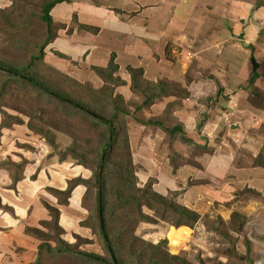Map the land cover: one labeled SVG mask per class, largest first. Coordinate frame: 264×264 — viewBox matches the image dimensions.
<instances>
[{
	"label": "rangeland",
	"instance_id": "374dc122",
	"mask_svg": "<svg viewBox=\"0 0 264 264\" xmlns=\"http://www.w3.org/2000/svg\"><path fill=\"white\" fill-rule=\"evenodd\" d=\"M28 1L30 3L28 8L22 6L21 3L18 4L17 9L12 12L11 21L18 24L24 23L27 19L26 12H31L30 9H33V12L38 9V1ZM110 1L96 0L97 3L92 4L99 6ZM83 2L89 10L91 3L84 0ZM234 2L239 4V10L242 13L247 11L246 8L250 11L248 13L250 19L244 20L247 25L239 35L244 39L239 37L238 52L233 50L230 43L226 47L223 46L228 56L232 53L239 54L231 56L232 69L229 73H233L235 77L227 76L228 79L217 80L211 69L203 68V76H205L203 79L166 81L168 89L174 93L171 96L173 98L158 99L164 102L165 112L160 118L166 121L165 126L168 128L176 124L182 125L181 120L174 115V106L185 100L191 102L190 110L195 111V114H192V118L182 126L186 137L195 141L199 146L204 145L206 149L201 150L198 146L186 145L178 138L175 142L180 144L182 152L173 148L169 138L164 140L158 137L157 145L152 144L151 138L162 129L152 126L138 129V126H149L146 122L150 119H158L153 116L156 110L153 112L152 106H146L140 110L142 98L132 91L134 80L130 67L115 74V77H119L118 79L124 81L125 85L122 88L115 86L114 95H122L126 108L131 112L128 121L135 123L132 128L127 127V130L133 160L132 175H134L133 180L139 192L135 193L130 189V194L133 197H139L143 202L147 193H155L199 215L198 222L192 227L179 228L173 225L174 217L171 213L164 214L167 218H162L163 207L155 210L143 205L142 212L150 220L139 223L136 222L135 216H132L134 207L122 213H116L113 217L115 222L110 227L111 238L124 260L135 262L139 257L144 263L149 255H146L148 245H154L161 247V251L157 253L160 258L162 256L161 260L166 259V255L169 258L170 255V257H181L191 264H264V166L256 162H264V39L257 41L259 30L264 29V0H236ZM11 3V0H0V60L14 61L19 65L26 64L27 55L11 48L12 35L7 33L11 29L6 25L1 12L5 8L8 11L7 7ZM117 6H123L122 0H112V3L105 6L101 12H107ZM259 11L262 12L260 19L263 24L254 23L250 27L249 21L253 19L255 12ZM2 31L6 34L3 35ZM44 31L43 23L35 20L32 26L22 31V34L20 33L19 37L25 43H37ZM260 32L259 36L263 37L264 30ZM245 34L247 40H256L254 54L260 65L261 78L252 86H249L248 82L254 71L252 56L246 59L245 51L252 53L254 46H245ZM182 40L171 43L170 47L173 48H168L167 55L169 61L177 60L172 57L187 48L183 45L186 40L183 38ZM80 46L82 45H75V47ZM54 48L65 51V54L71 58L65 61L55 59L52 65L56 68L50 66L51 61L46 62L52 69L50 71V68H45L43 74L57 80L51 81L53 88L60 87L59 90H64L69 94L71 90L78 89L81 96L83 90L88 92L90 88H93L100 91L106 88L104 87L105 82L95 71L96 67H92L94 64L91 61L90 52L83 48H81L82 51L74 49L69 43L59 42ZM172 49L175 51L174 54L170 52ZM68 63L72 66L76 64L75 74L72 73V75L70 72L73 68L66 69ZM62 65L65 67L63 70ZM69 72L72 76L69 78L76 79L75 81L82 83L84 87L74 88L66 83L64 77H68ZM192 81H194L193 89H191ZM150 82L158 84L156 81ZM180 89H183L182 92ZM25 90L13 86L4 101V106L0 108V145L2 146L0 153L6 148V151L0 154L4 158L3 163H0V168L19 180L29 177L33 182L41 176L43 181L40 182L41 186L38 190L44 189L48 195L54 196L52 198L57 197L59 204L63 199L55 196L54 191H61L59 189L61 187L66 190L75 179L83 180L92 177V171L79 165L78 161L72 157L66 158L67 150L71 148L73 140L84 151L93 149V143L98 141L97 136L90 131L89 125L82 121L79 123V118L70 122L55 116V105L49 104L45 98H36L29 91L26 97L22 96L20 92L25 93ZM186 96H188L186 99L175 102L179 97ZM3 112L11 116L7 120L21 118L24 124L1 125ZM29 122L34 127L53 131L55 136L51 139L54 143L50 144L45 136L32 132L28 127ZM200 125H202L201 129H199ZM13 128L16 129L13 132L15 134L12 133ZM162 132L166 137L167 134L163 130ZM5 139L11 142V145L7 144L8 141ZM161 148L169 152L167 153L165 149L160 150ZM150 150L163 151L161 152L162 162H155L153 158L151 159L147 153ZM170 158L174 160L175 168L171 166ZM124 173L119 177H115L112 173L111 178L121 180ZM47 185L55 188H49ZM74 190L67 204H60L64 215L61 237L80 251L101 254L107 258L104 244L93 228L97 223V216L94 212L95 203L90 200L88 201L89 209L83 207L85 196L87 199L91 197L88 189L80 185ZM42 204L47 212H50L48 209V205H51L50 199L42 196ZM84 222L90 227L83 226ZM43 228L44 231H48L47 233H54L46 225ZM50 263L58 264L55 261H49L48 264ZM59 264H78V260L74 257H67L64 263Z\"/></svg>",
	"mask_w": 264,
	"mask_h": 264
},
{
	"label": "crops",
	"instance_id": "0c3cea01",
	"mask_svg": "<svg viewBox=\"0 0 264 264\" xmlns=\"http://www.w3.org/2000/svg\"><path fill=\"white\" fill-rule=\"evenodd\" d=\"M84 1L91 3L89 10L86 9L83 0H70V2L60 4L52 10L51 14L55 21L63 26L58 38L45 52V62L51 61L50 66L54 67L52 62L55 59L65 61L71 58L65 54V51L54 48L60 42L61 44L69 43L72 48L80 49L79 51H82L81 48H83L90 52L94 68L108 66L110 59L115 55V63L119 66L118 72L127 70L128 67L141 68L146 80L157 83L158 81L200 80L205 78L203 68L211 69L217 80L235 77L233 73H229V70L232 69L231 56L238 53H232L229 57L227 51L225 52V47L230 43L233 50L238 52L240 48L237 45L239 35L247 25L244 20H248L250 17L248 8L242 13L239 10V4L234 2L236 0H179V2L177 0H122L123 6L114 7L107 12H101V10L112 3V0L105 5L98 4L99 6L92 4L97 3L96 0ZM182 5L184 7H181ZM260 13L262 12H255L253 19L249 21L250 27L254 23L256 25L263 24ZM84 26L88 28L86 29ZM93 27H95L94 31L91 30ZM262 30L264 29H260L258 32L257 41L264 39V35L263 37L259 36ZM262 33L264 34V32ZM182 38L186 40L183 45L187 48L181 50L175 57H172L170 53L171 57L177 60L169 61L168 48H173L170 47L171 43L181 41ZM245 39V46L252 45L255 48V39L247 40L246 34ZM75 45L82 46L75 47ZM56 52L66 57L60 58L55 54ZM170 52L174 54L175 51L172 49ZM245 52L246 59H249L251 53L249 54L248 50ZM73 65L68 63L66 67L67 70L68 67L73 68L70 70L71 74L76 73L74 72V69L77 68L76 64ZM61 67L62 70L65 69L63 65ZM70 72L69 76H71ZM193 83L194 81L192 84L189 83L191 89H193ZM118 88H122V86ZM187 97H179L175 102L182 101ZM160 101L157 100L152 104L153 112L156 110L153 116L158 118L165 112L164 102ZM191 106L189 100L174 106V115L181 120L182 125H186L187 120L192 118L191 115L195 114V111L190 110ZM134 124L128 121L130 128ZM139 127L150 126H138V129ZM15 130L13 128L12 133ZM21 132L24 133L22 129ZM158 137L164 140L168 139L167 135L165 137L162 130H159L157 135L153 138L150 137L155 146ZM5 141L8 140L5 139ZM7 144L11 145V142L8 141ZM172 144L176 151L182 152L180 144L175 141ZM3 151H6V148ZM165 151L169 152L166 149ZM161 152L163 151L150 150L147 153L155 162H162ZM3 161L4 158L0 155V163L2 164ZM40 177L33 182L27 177L17 180L15 183L14 177L0 168V202H2L0 204V264H34L38 259L42 240L29 233L27 229L36 228L41 232H48L44 231L45 224L43 222H50L52 215L43 207L42 196L50 199V206L61 212L59 223L63 226L64 215L61 205L58 204V198H52L54 196L48 195L44 189L38 190L41 186L40 182L43 181ZM35 186H37L36 189ZM48 187L55 188L52 185ZM79 187H76L75 190ZM59 189L65 190L63 187ZM52 245L55 244L52 243Z\"/></svg>",
	"mask_w": 264,
	"mask_h": 264
},
{
	"label": "trees",
	"instance_id": "16d2710c",
	"mask_svg": "<svg viewBox=\"0 0 264 264\" xmlns=\"http://www.w3.org/2000/svg\"><path fill=\"white\" fill-rule=\"evenodd\" d=\"M11 2V5L7 7L8 11H6L5 8L1 10V12L3 13L6 25L11 29V31L7 32L12 35L11 48L14 51L27 55V62L26 64L19 65V63L14 61L6 59H4L5 61L0 60V108L4 106V101L13 86L20 87L21 89L24 88L26 89L25 93L24 91L20 92L22 96L26 97L29 91V93L34 94L36 98H45L49 104L52 103L55 105V116L64 118L70 122L79 118V123L82 121L89 125L90 131H93L98 140L93 143L94 148L88 149L87 151H84L83 148L81 149L73 140L71 148L66 152V158L70 156L78 161L79 165L92 171V177L83 180L75 179L65 191L57 190L54 191L53 194L62 197L63 200L59 204H67L72 191L77 186L83 185L88 189L91 197L87 199L85 196L83 199V207L89 209L88 206H90V204L88 201L90 200L95 203L94 212L97 216V223L93 228L99 236L100 241L104 244V250L108 255L107 258L101 254L80 251V249H76L65 242L61 237L63 231H61L62 227L59 223L61 212L57 208L48 205L52 220L45 223V225L48 228L50 227L54 233H45L38 229H28L29 233L34 234L42 240V244L39 247V257L34 264H48L49 261H55L58 264L64 263L67 257L76 258L78 264H191L178 256L170 257L169 255L168 258L166 255V259L161 260L162 256L160 258V255L157 254L161 251V247L154 245H148V252L146 255H149L146 257L144 263L139 257L136 258L135 262L124 260V258L119 255L112 241L110 227L112 223L115 222L113 220L114 215L129 210L132 207H134L132 216H135L137 223L150 220V218L142 212L143 205L154 208L155 210H159L158 207H163L162 218H167V215L164 214L171 213L172 217H174L173 225L175 227H192L199 220L198 213L174 201H169L158 194L147 193L143 202L140 201L139 197H133V195L130 194V189L134 190L135 193L139 192L133 180L134 175H132L133 160L130 152L129 131L127 130V127H129L127 126L128 117L131 115V112L126 108L122 95H114L116 90L115 86L125 85L124 81H120L118 79L119 77H115V74L119 70V66L114 62L115 55L110 59L108 66L103 68L96 67L95 69L98 76L105 82L106 85L104 87L106 88L100 91L93 88H90L88 92H84L83 90V92L87 94L80 91L82 92V96L81 93L78 92V89H75V91L70 89L71 94H69L64 90H59L60 87L53 88L52 86L54 85L51 81L57 80L51 78L47 74H43L45 68H50V71L53 68L46 64L45 52L58 38L63 25L55 21L51 12L56 6L68 3L70 0H35L39 6L38 9L34 10V12L33 9H30L31 12H26V21L19 24L10 20L13 19V16H11L13 10L17 9L19 3L25 8H28L30 3L28 0H11ZM35 20L43 23L45 31L39 42L25 43L19 36L22 34V31L32 26ZM84 28L87 29L88 27L84 26ZM91 30L94 31L95 27ZM4 33L5 32L2 34L4 35ZM55 54L60 58L66 57L58 52ZM251 56L254 71L248 81L249 86L254 85L261 78V73L259 71L260 65L254 54V47ZM130 70L134 80L132 91L142 98V107L140 110H142L143 107L152 106V104L160 98H169L173 96L174 93L168 89V83H166V81H159L158 84H153L143 77V69L130 67ZM67 76L66 78L64 77V81L69 85H72L74 88L84 87L82 83L75 81L76 79L73 80L74 78L71 79V76ZM180 91L182 92V89H180ZM176 94L178 96V93ZM171 105L173 104L171 103ZM10 117L11 116L6 112H3L1 125L13 126L24 124L21 118L11 119L10 121L7 120ZM30 122L28 123V127L32 132L40 136H45L50 144L54 143L51 139L55 136L53 131L34 127ZM165 123L166 121H164L163 118H158L150 119L146 122V125L161 128L167 134L169 142H174L176 138H178L186 145L198 146L201 150L207 148L204 145L199 146L195 141L186 137L182 125H175L172 128H168L165 126ZM201 128L202 125L199 126V129ZM170 161L171 166L175 168L176 164L174 160L170 158ZM256 162L264 166V162ZM123 172L125 173L123 178L121 177V180H114L111 178L112 173L115 174V177H119ZM14 179L15 183L19 180L18 178ZM112 181H115V183ZM91 213H93V211ZM82 224L85 227H90V225L85 222ZM52 243L55 245H52ZM164 244L165 241L163 242V245Z\"/></svg>",
	"mask_w": 264,
	"mask_h": 264
},
{
	"label": "water",
	"instance_id": "95a60500",
	"mask_svg": "<svg viewBox=\"0 0 264 264\" xmlns=\"http://www.w3.org/2000/svg\"><path fill=\"white\" fill-rule=\"evenodd\" d=\"M240 39H244V37L242 36V37H240Z\"/></svg>",
	"mask_w": 264,
	"mask_h": 264
}]
</instances>
